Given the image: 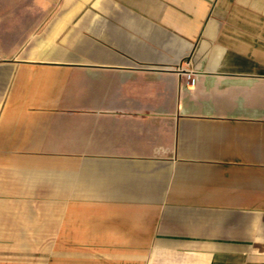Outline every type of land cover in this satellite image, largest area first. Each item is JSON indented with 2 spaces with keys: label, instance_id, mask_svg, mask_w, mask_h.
I'll return each mask as SVG.
<instances>
[{
  "label": "crops",
  "instance_id": "1",
  "mask_svg": "<svg viewBox=\"0 0 264 264\" xmlns=\"http://www.w3.org/2000/svg\"><path fill=\"white\" fill-rule=\"evenodd\" d=\"M0 264H264V0H0Z\"/></svg>",
  "mask_w": 264,
  "mask_h": 264
},
{
  "label": "built area",
  "instance_id": "2",
  "mask_svg": "<svg viewBox=\"0 0 264 264\" xmlns=\"http://www.w3.org/2000/svg\"><path fill=\"white\" fill-rule=\"evenodd\" d=\"M189 81H190V83H194L195 82V78L194 77L192 78V77L189 76Z\"/></svg>",
  "mask_w": 264,
  "mask_h": 264
}]
</instances>
